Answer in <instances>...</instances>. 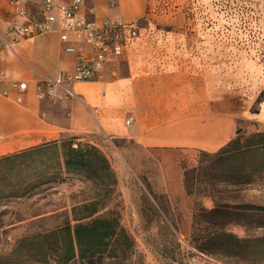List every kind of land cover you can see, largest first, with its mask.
I'll list each match as a JSON object with an SVG mask.
<instances>
[{
  "label": "crops",
  "instance_id": "crops-1",
  "mask_svg": "<svg viewBox=\"0 0 264 264\" xmlns=\"http://www.w3.org/2000/svg\"><path fill=\"white\" fill-rule=\"evenodd\" d=\"M12 1L0 0V41L10 39L9 27L25 22L18 9L37 20L43 17L41 4ZM212 2L117 0L110 6L106 0H84L81 14L134 24L138 36L106 65L99 80L76 83L67 102L40 98L36 89L42 77L70 71L75 64L57 26L5 49L0 56V156L67 133L92 136L108 158L115 157L114 150L123 153V142L151 151H219L240 128L230 80H244L247 59L211 25ZM21 82L26 89L17 85Z\"/></svg>",
  "mask_w": 264,
  "mask_h": 264
},
{
  "label": "rangeland",
  "instance_id": "rangeland-1",
  "mask_svg": "<svg viewBox=\"0 0 264 264\" xmlns=\"http://www.w3.org/2000/svg\"><path fill=\"white\" fill-rule=\"evenodd\" d=\"M159 1L167 5L171 0ZM211 12V25L219 38H228L246 54L244 80H230L240 128L245 136L264 132V0H213ZM120 147L123 153L114 150L115 157L109 158L117 185L106 197L104 211L120 215L121 224L135 239L140 264H264V210L240 208L244 204L264 206V174L243 186L211 181L205 175L211 165L206 153L151 151L129 142ZM186 170L194 178L192 195L185 187ZM100 190L99 184L68 175L32 196L0 197V253L9 252L34 228L62 223L74 206ZM216 203L228 205L233 211L209 213ZM199 210L224 231L246 240L250 247L239 254L218 252L210 256L198 252L191 241Z\"/></svg>",
  "mask_w": 264,
  "mask_h": 264
},
{
  "label": "trees",
  "instance_id": "trees-1",
  "mask_svg": "<svg viewBox=\"0 0 264 264\" xmlns=\"http://www.w3.org/2000/svg\"><path fill=\"white\" fill-rule=\"evenodd\" d=\"M203 153L211 162L205 171L211 181L243 186L264 174V132L245 136L238 128L219 151ZM68 175L99 184L101 190L74 206L62 223L27 232L9 252L0 253V264H140L135 239L121 224L120 215L104 211L106 197L115 190L117 178L108 156L91 141L63 134L56 140L0 156V197L32 196ZM193 183L191 172L186 170L185 187L190 195L195 193ZM159 206L168 217L164 206ZM240 208L264 210V206L253 204ZM232 211L230 206L216 203L209 213ZM195 223L191 245L198 252L210 256L218 252L239 254L250 247L246 240L221 229L217 221L206 219L203 210L197 213Z\"/></svg>",
  "mask_w": 264,
  "mask_h": 264
},
{
  "label": "built area",
  "instance_id": "built-area-1",
  "mask_svg": "<svg viewBox=\"0 0 264 264\" xmlns=\"http://www.w3.org/2000/svg\"><path fill=\"white\" fill-rule=\"evenodd\" d=\"M41 4L42 19L37 20L26 10L18 9L25 17L23 24L7 29L10 39L0 41V56L5 49L23 39L51 32L57 26L65 50L75 56V64L70 71L60 72L56 76H44L36 85L37 95L52 101L67 102L74 95V85L78 82L99 80L107 64L121 57L126 47L138 36L137 27L121 19H104L99 22L81 14L84 0H69L67 4H58L55 0H30ZM114 6L117 0H106ZM16 3L17 0H13ZM4 72L0 69V78ZM26 89L27 84H17ZM7 95V94H6ZM130 119L127 123H130Z\"/></svg>",
  "mask_w": 264,
  "mask_h": 264
}]
</instances>
